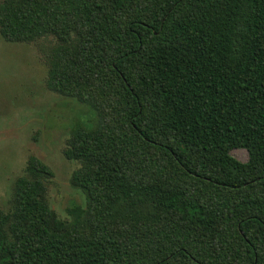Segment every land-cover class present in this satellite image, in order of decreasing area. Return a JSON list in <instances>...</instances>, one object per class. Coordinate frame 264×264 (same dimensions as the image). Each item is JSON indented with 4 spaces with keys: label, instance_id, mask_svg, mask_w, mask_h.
<instances>
[{
    "label": "trees",
    "instance_id": "1",
    "mask_svg": "<svg viewBox=\"0 0 264 264\" xmlns=\"http://www.w3.org/2000/svg\"><path fill=\"white\" fill-rule=\"evenodd\" d=\"M0 34L53 38L46 86L88 114L64 152L86 207L61 219L31 156L0 264H264V0H2Z\"/></svg>",
    "mask_w": 264,
    "mask_h": 264
},
{
    "label": "rangeland",
    "instance_id": "2",
    "mask_svg": "<svg viewBox=\"0 0 264 264\" xmlns=\"http://www.w3.org/2000/svg\"><path fill=\"white\" fill-rule=\"evenodd\" d=\"M52 43L53 38H47L12 44L0 34V207L24 174L28 159L36 156L54 173L48 183L52 210L71 221L70 210L85 208L86 198L71 185L80 165L68 161L64 152L73 122L85 123L88 114L76 102L48 90L46 50ZM231 155L242 163L249 161L245 149L233 150Z\"/></svg>",
    "mask_w": 264,
    "mask_h": 264
}]
</instances>
